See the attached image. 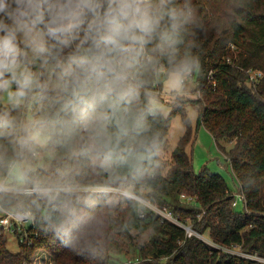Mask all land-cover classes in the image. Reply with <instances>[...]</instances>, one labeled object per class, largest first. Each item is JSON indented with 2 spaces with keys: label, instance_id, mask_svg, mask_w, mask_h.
<instances>
[{
  "label": "trees",
  "instance_id": "obj_1",
  "mask_svg": "<svg viewBox=\"0 0 264 264\" xmlns=\"http://www.w3.org/2000/svg\"><path fill=\"white\" fill-rule=\"evenodd\" d=\"M183 4L184 0H177ZM194 20L181 31L179 55L199 59L194 98L199 104L198 124L204 125L217 142L224 139L232 145L220 148L230 160L238 179V192L243 194L244 209L237 210L236 197L224 176L204 165L199 172L187 145L193 136L186 115L187 98L173 103L168 116L159 109L149 116L152 133L158 138V152L146 161L144 170L132 180L134 191L160 206L169 207L197 232L208 231L212 244L196 234L188 235L184 226L154 212L139 199H129L118 191L109 195L78 189L66 198L57 199L36 192L7 191L0 193L3 208L30 210L34 220L26 226L27 239L18 229L19 249L12 250L4 230L0 231V264H30L37 248L52 255L50 264H114L117 254L135 249L138 260L129 264H264L259 258L233 253L228 248L240 247L244 252L264 257V0H190ZM155 47V42L148 48ZM153 65L146 66L147 90L155 95L161 72L167 70L166 57L150 52ZM261 75L251 79V72ZM161 83V81H160ZM144 100L143 95L141 101ZM184 101V102H183ZM7 106L0 101V111ZM27 109L13 112L26 122L38 118L35 106L27 119ZM182 113L186 122L172 158L165 167L160 150L167 143L172 116ZM0 146L11 155L12 138L0 139ZM51 153L47 167L30 166V183L55 186L70 180L75 185H102L108 174L85 156H73L61 143L45 147ZM32 163L37 155L26 153ZM141 188L145 192H141ZM182 194L195 201L182 199ZM91 195L94 205L84 207L79 201ZM70 199L79 209L80 226L65 235L64 204ZM145 214L140 215V210ZM149 231L146 242H136L137 234ZM227 248V249H226Z\"/></svg>",
  "mask_w": 264,
  "mask_h": 264
},
{
  "label": "clouds",
  "instance_id": "obj_2",
  "mask_svg": "<svg viewBox=\"0 0 264 264\" xmlns=\"http://www.w3.org/2000/svg\"><path fill=\"white\" fill-rule=\"evenodd\" d=\"M193 20L190 0H0V101L7 100L0 139L15 145L11 155L0 146V193L15 187L53 199L74 196L78 187L70 180L25 187L32 172L26 153L61 143L108 174L90 193L137 199L134 184L112 185L127 179L124 169L136 180L158 152L148 122L157 101L146 87V66L156 71L159 61L149 53L166 57V87L183 93L200 64L179 55L181 31ZM33 106L36 119L13 116ZM79 202L94 205L91 195ZM78 213L67 199L65 235L79 228Z\"/></svg>",
  "mask_w": 264,
  "mask_h": 264
},
{
  "label": "rangeland",
  "instance_id": "obj_3",
  "mask_svg": "<svg viewBox=\"0 0 264 264\" xmlns=\"http://www.w3.org/2000/svg\"><path fill=\"white\" fill-rule=\"evenodd\" d=\"M160 81L157 83V88L155 89V99L157 101V109H159L162 113L168 116L173 108V103L180 102L181 95L187 98V102L185 104L186 115L189 118L190 123L193 128V136L187 145V151L193 158V167L199 172L204 165H207L209 169L215 172L221 173L226 179L228 185L235 190L236 197V209L243 210L244 209V201L241 194L238 192V179L233 175L232 167L230 160L226 156V154L220 148V144L225 145L229 148L232 143L228 142L224 139H220L219 142L213 137L211 132L201 123L198 124L199 118V104L194 101V98L198 95V92H195L196 85V75H192L188 81H186L185 89L183 93L177 94L174 92H170L166 87V72L163 70L159 77ZM7 103L6 97L3 100ZM184 102V101H183ZM34 107V106H33ZM33 107L27 109V119H29L31 115V110ZM186 128V122L182 113L178 112L172 116L170 127L167 135V143L160 150L161 156L165 159V167L168 166L169 161L172 158V152L176 147V144L180 138V136L184 133ZM220 143V144H219ZM37 159L34 163H32L28 158H25V161L28 166H43L47 167L50 162L51 153L47 151L45 148L37 150ZM94 186L98 185H89V186H77L78 189H91ZM15 188V187H14ZM18 193H25L22 191H17ZM141 192H145L143 188H141ZM136 196L145 202L151 204V201L138 194ZM184 200L185 197H182ZM196 198L190 199V201H195ZM264 202V197H263ZM153 203V202H152ZM156 204V203H155ZM4 214V209L0 204V216ZM30 224V221L27 222V226ZM4 232L8 237V245L9 247L17 251L19 249V241L16 231L13 229L5 228ZM194 232H197L194 230ZM194 234V233H193ZM21 235L20 237H22ZM150 234L149 231H146L141 234H137L135 241L136 242H146L149 240ZM202 237L204 240L214 243V240L209 236L208 231L202 232ZM26 240V239H25ZM129 247V252L119 253L116 255L114 259V264H119L121 262H125L131 259L138 260V256L136 255L135 249L132 246ZM227 249V248H226ZM227 250L237 253V254H246L240 247L228 248ZM52 255L43 248H37L34 256L32 257V262L30 264H50Z\"/></svg>",
  "mask_w": 264,
  "mask_h": 264
},
{
  "label": "built area",
  "instance_id": "obj_4",
  "mask_svg": "<svg viewBox=\"0 0 264 264\" xmlns=\"http://www.w3.org/2000/svg\"><path fill=\"white\" fill-rule=\"evenodd\" d=\"M261 75L260 71H253L251 72V79L255 80L256 78H258V76ZM28 189H31L32 187L30 186H25ZM10 191H22L25 192L24 188H12ZM242 198H243V194H241ZM182 197H185V199L190 200V199H194L193 196H188L185 194H182ZM137 199L141 200L146 206H148L151 210H153L156 213L161 214L162 216L166 217L167 219H170L182 226L185 227L186 232L188 235H192L193 233L198 235L199 237H202V233L200 232H194V229L192 228L191 224H188L186 222H184L183 220H181L180 218H178L174 212L167 206H160L158 204L152 203L149 204L147 202H145L144 200L140 199L139 197H137ZM236 204V202H235ZM4 209V214L0 216V231L4 230L5 228H9V229H13L15 230H19L22 233H24V235L22 236V240L23 239H27V232H26V224L27 222L30 221L33 222L34 220V215L30 210H21V209H16V208H3ZM145 209H141L140 210V215H144L145 214ZM214 244V243H212ZM242 255H246V256H252V257H256L259 258L260 260L264 261V257H260L257 255H253V254H242ZM132 260H128L125 262H121L119 264H129Z\"/></svg>",
  "mask_w": 264,
  "mask_h": 264
},
{
  "label": "crops",
  "instance_id": "obj_5",
  "mask_svg": "<svg viewBox=\"0 0 264 264\" xmlns=\"http://www.w3.org/2000/svg\"><path fill=\"white\" fill-rule=\"evenodd\" d=\"M51 260H52V258H51Z\"/></svg>",
  "mask_w": 264,
  "mask_h": 264
}]
</instances>
